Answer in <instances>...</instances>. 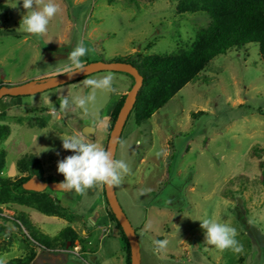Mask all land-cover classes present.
Segmentation results:
<instances>
[{"label": "rangeland", "instance_id": "374dc122", "mask_svg": "<svg viewBox=\"0 0 264 264\" xmlns=\"http://www.w3.org/2000/svg\"><path fill=\"white\" fill-rule=\"evenodd\" d=\"M180 1L55 0L61 11L37 35L20 29L27 12L22 0L15 8L16 0H0V84L22 85L68 73V55L80 40L90 49L82 58L84 66H141L149 57L189 50L210 19L178 14ZM108 75L114 93L100 122L83 114L78 104L60 108L64 98H86L91 86L85 80ZM85 80L1 102L10 108L0 114V127L9 130L0 135L5 156L0 180L32 178V171L20 168L29 157L39 162L37 175L63 181L57 163L73 153L63 149L61 135L79 134L107 150L114 110L135 79L104 71ZM85 126L96 127L94 139L82 134ZM255 147L264 149V59L257 44L217 56L149 121L130 115L115 158L125 160L129 172L115 190L137 232L141 264H264V185L259 163L249 161ZM104 188L96 184L83 194L46 190L66 209L60 216L16 202L1 206L0 226L8 230L0 236V261L35 253L34 264H126L124 242L108 217L110 206L106 216L100 207ZM209 215L237 229L240 253L205 243L199 219ZM21 216L27 224L20 228L12 221ZM68 227L79 237L73 248L69 243L65 250H43L27 239L55 238ZM105 229L111 231L104 235ZM164 239L167 247L157 250L153 241ZM76 247H81L80 257L68 253Z\"/></svg>", "mask_w": 264, "mask_h": 264}, {"label": "trees", "instance_id": "16d2710c", "mask_svg": "<svg viewBox=\"0 0 264 264\" xmlns=\"http://www.w3.org/2000/svg\"><path fill=\"white\" fill-rule=\"evenodd\" d=\"M178 14H204L210 19V24L198 33L191 49L181 51L173 56H152L145 59L141 66L134 65L143 75L144 84L132 113H136L138 118H143L146 121H149L155 113L164 108L189 83L197 79L217 56L225 55L232 50L246 48L251 44H257L264 59V0H181L178 6ZM85 79L87 77L77 82ZM3 86L5 84L1 83L0 88ZM126 97L127 95L122 97L114 110L112 129ZM4 99L15 98H3L0 101V112L10 108L7 103L1 104ZM8 131L7 127H0V135L7 134ZM250 158H252L249 159L251 164L259 163L258 169L261 172V182L264 185V149L255 147ZM4 164L5 156L2 152L0 154V171H2ZM38 164V161L27 157L21 160L20 168L23 172L32 171L33 175H37L35 168ZM37 176L45 182H58L53 179L46 180L40 175ZM30 179L22 178L15 182L0 180V215L3 211L1 206L9 205L12 202L34 207L49 216L64 214L66 209L61 208L57 201L47 193L29 192L23 188V185ZM15 191L21 195L14 196L13 192ZM104 197L107 200L105 188ZM108 217L116 225L124 242L126 264H132L130 244L111 209L108 211ZM12 222L17 227L27 224L24 216H21L20 219L15 218ZM7 230L6 226H0V236ZM27 239L39 249L59 250L61 247L65 250L69 243L72 244L71 248H73L79 237L73 228L68 227L55 238L40 235L31 236ZM82 243L86 253L88 247L84 242ZM35 258L36 254L32 253L23 258H15L6 264H33Z\"/></svg>", "mask_w": 264, "mask_h": 264}, {"label": "clouds", "instance_id": "9594fccd", "mask_svg": "<svg viewBox=\"0 0 264 264\" xmlns=\"http://www.w3.org/2000/svg\"><path fill=\"white\" fill-rule=\"evenodd\" d=\"M21 2L16 0L15 6ZM23 15L20 29L30 34H44L47 31L50 20L60 11V6L55 0H22ZM90 49L83 40L77 42L76 46L70 51L67 60L70 64L65 66L64 71L69 76L77 74L71 69L83 71V59L88 55ZM113 77L105 76L99 80H85L84 83L92 87L93 92L100 91L108 93L112 90ZM94 96L90 95L88 100L79 97L64 98L60 101V108L67 109L70 104L85 105L91 103ZM62 147L73 154L66 156L57 163V171L64 176V180L57 184L60 191H75L83 194L85 191L96 184H103L109 187L120 183L123 175L129 172L128 164L125 160H117L111 151L106 150L99 144L86 141L79 134L61 135ZM200 227L204 231L205 243L214 246L218 250L230 249L236 253L243 250V245L237 240V229L227 223H221L215 215H209L199 219ZM169 241L155 240L153 244L157 250H164ZM3 264V261H0Z\"/></svg>", "mask_w": 264, "mask_h": 264}, {"label": "water", "instance_id": "95a60500", "mask_svg": "<svg viewBox=\"0 0 264 264\" xmlns=\"http://www.w3.org/2000/svg\"><path fill=\"white\" fill-rule=\"evenodd\" d=\"M73 71H76L77 74L73 75L72 77L69 76V73H65L60 76H56L42 81H35L33 83H27L22 85H5L0 88V101L5 97L16 98V97L38 95L48 90L77 82L83 78L89 77L99 72L110 71V72L126 73L135 79V84L131 89V91L127 94L125 103L116 120V123L111 132L107 146V150L111 151L113 157L116 158V153L125 126L127 124L130 115L134 110L140 90L143 87L144 77L137 67H135L133 64H129L126 62H115V63L95 62L83 66L82 72L81 70H77V69ZM113 93H114L113 85H112V90L108 93L100 92V91L93 92V89L91 87L84 100L87 101L90 95L94 96V100L91 103H86L83 106L80 105L81 112L89 116L95 122H100L103 118V112L105 108L109 103L112 102ZM82 134L86 138L92 140L95 138L96 127L85 126L82 129ZM58 183L59 182L48 183L40 179L39 176L34 175L31 180H29L27 183L23 185V188L26 191L36 192V193H43L46 190H51L53 192H60V190H58L56 187ZM105 192L110 209L116 216L130 244L131 254H132V264H141V259H142L141 248L139 244L138 235L136 230L132 226L130 220L128 219L126 213L124 212L122 206L119 203L115 190V185L111 187L105 185ZM60 263L72 264L71 262L65 260H61Z\"/></svg>", "mask_w": 264, "mask_h": 264}, {"label": "built area", "instance_id": "2783aa9c", "mask_svg": "<svg viewBox=\"0 0 264 264\" xmlns=\"http://www.w3.org/2000/svg\"><path fill=\"white\" fill-rule=\"evenodd\" d=\"M2 112H0V114H1ZM111 230L110 229H105V230H103V233H104V235H107L109 232H110ZM80 250H81V247H76V248H74V251H71V252H68V253H74V254H76L77 256H81L80 255Z\"/></svg>", "mask_w": 264, "mask_h": 264}, {"label": "crops", "instance_id": "0c3cea01", "mask_svg": "<svg viewBox=\"0 0 264 264\" xmlns=\"http://www.w3.org/2000/svg\"><path fill=\"white\" fill-rule=\"evenodd\" d=\"M62 191H60V192H57V193H61ZM107 200L105 199V198H103L102 199V201H101V209L103 210V212H104V214H105V216H106V214H107Z\"/></svg>", "mask_w": 264, "mask_h": 264}, {"label": "bare ground", "instance_id": "6f19581e", "mask_svg": "<svg viewBox=\"0 0 264 264\" xmlns=\"http://www.w3.org/2000/svg\"><path fill=\"white\" fill-rule=\"evenodd\" d=\"M110 104V103H109ZM109 104L107 105V107L109 106ZM107 107L105 108V110L107 109ZM105 110H104V112H105Z\"/></svg>", "mask_w": 264, "mask_h": 264}, {"label": "flooded vegetation", "instance_id": "af4514ba", "mask_svg": "<svg viewBox=\"0 0 264 264\" xmlns=\"http://www.w3.org/2000/svg\"><path fill=\"white\" fill-rule=\"evenodd\" d=\"M33 176H34V175H33ZM32 178H33V177H32ZM32 178H31V179H32ZM31 179H30V180H31Z\"/></svg>", "mask_w": 264, "mask_h": 264}]
</instances>
